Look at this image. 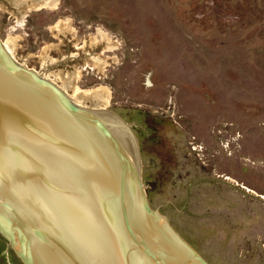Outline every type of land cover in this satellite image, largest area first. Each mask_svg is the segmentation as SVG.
Here are the masks:
<instances>
[{
    "label": "rangeland",
    "instance_id": "obj_1",
    "mask_svg": "<svg viewBox=\"0 0 264 264\" xmlns=\"http://www.w3.org/2000/svg\"><path fill=\"white\" fill-rule=\"evenodd\" d=\"M21 2L0 0V39L58 86L110 92L152 209L210 264H264V0Z\"/></svg>",
    "mask_w": 264,
    "mask_h": 264
},
{
    "label": "water",
    "instance_id": "obj_2",
    "mask_svg": "<svg viewBox=\"0 0 264 264\" xmlns=\"http://www.w3.org/2000/svg\"><path fill=\"white\" fill-rule=\"evenodd\" d=\"M112 129L134 145L130 190L94 148ZM0 238V264H210L150 206L131 125L76 102L1 39Z\"/></svg>",
    "mask_w": 264,
    "mask_h": 264
},
{
    "label": "bare ground",
    "instance_id": "obj_3",
    "mask_svg": "<svg viewBox=\"0 0 264 264\" xmlns=\"http://www.w3.org/2000/svg\"><path fill=\"white\" fill-rule=\"evenodd\" d=\"M9 1L14 6L16 7L18 6L17 8L19 11L17 13V16H19V18H24L28 11V7H27L28 5L20 4L22 3L21 0H9ZM30 1L33 2L34 5H38V6L39 5L40 6L50 5L54 3V0H29V2ZM57 29L60 32H62L63 25L59 24L57 26ZM104 39L106 40V38ZM6 44H7L6 46L7 49L9 48L11 51H16L17 46H18L17 40L10 38L6 41ZM46 60H47V63L55 62L53 60H50L49 57ZM93 61L97 64V66H99V68H103L106 66V62L104 61V59L102 60L99 57H94ZM77 78H78L77 74L73 72V73H69L67 76H65L63 73H60V74L57 73L54 79L61 84L64 90L66 89V91H71L73 93V97L72 96L71 97L74 98L76 102H79L81 104L91 103L93 106L95 105V107H98V108H101V106H107L109 104L110 92L107 89L101 88V89L93 90V91H81L77 88V85H76ZM98 120L112 127L116 125V123H113L112 119L108 115L101 114ZM105 135L107 138H105L104 140L102 139L101 141L100 139H97L93 141L94 148H96L99 154L102 155L103 157L107 156V159H105L106 160L105 164L108 166V168L109 167L112 168L113 172H115L113 168L117 169L120 172L119 178L122 179L121 180V182H123L122 184H125L128 190H130L133 188L132 185L135 186V182H136V175L134 173V170L136 167V159H135L133 142L123 131H120L117 129L116 130L112 129L110 133L106 131ZM104 167L105 165L101 164L100 169H102V171L101 172L98 171L97 173L98 175L101 173L103 174ZM113 172L110 173L111 179L108 176V174H106L109 177L108 179L110 181L109 187L111 189L116 184V180L113 179V177L114 176L116 177V175ZM98 181L100 182V178L98 179ZM114 188H116V186Z\"/></svg>",
    "mask_w": 264,
    "mask_h": 264
},
{
    "label": "trees",
    "instance_id": "obj_4",
    "mask_svg": "<svg viewBox=\"0 0 264 264\" xmlns=\"http://www.w3.org/2000/svg\"><path fill=\"white\" fill-rule=\"evenodd\" d=\"M0 245L5 246L6 242L5 241L3 242V241L0 240Z\"/></svg>",
    "mask_w": 264,
    "mask_h": 264
},
{
    "label": "flooded vegetation",
    "instance_id": "obj_5",
    "mask_svg": "<svg viewBox=\"0 0 264 264\" xmlns=\"http://www.w3.org/2000/svg\"><path fill=\"white\" fill-rule=\"evenodd\" d=\"M0 240L4 242V240H3V239H1V238H0ZM7 246H8V245H7Z\"/></svg>",
    "mask_w": 264,
    "mask_h": 264
}]
</instances>
